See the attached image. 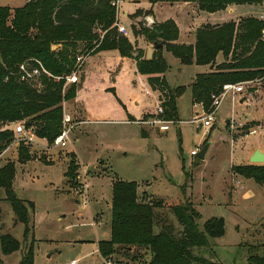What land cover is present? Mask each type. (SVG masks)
<instances>
[{"label":"rangeland","instance_id":"obj_1","mask_svg":"<svg viewBox=\"0 0 264 264\" xmlns=\"http://www.w3.org/2000/svg\"><path fill=\"white\" fill-rule=\"evenodd\" d=\"M0 3L18 7L25 0H0ZM174 3L154 7L156 3L149 0H131L122 4L120 21L129 28L126 37L145 50L146 55L152 42L142 35L136 37L132 30L133 25L139 27L144 21V15L134 17L138 10L153 12L154 7L158 20L176 21L180 30L177 43L185 44L194 41L198 21L224 23L264 15V4H239L234 10H220L211 15V12L200 10L196 2L186 6H183L184 1L180 2L181 6L179 2ZM125 11L130 12L129 15ZM152 23V20L144 21L145 26ZM61 45L56 44L53 49ZM95 48L88 51L80 42L72 71L60 75L65 85L66 77L79 69L80 57L91 53L80 66L79 81L68 84L65 89L63 85L64 95L69 89L75 91L74 97L62 102L63 113L66 109L75 116L71 143L62 147L38 137L40 144L21 141L12 146L20 137L14 130L17 123H14V136L6 149L11 147L0 153V166L9 161L16 163V196L35 203L30 214V226L34 230L25 240V224L17 221L5 189L0 187V258L3 263L18 264L29 245L34 248V264H67L72 260L77 264H123L138 254L140 250L133 249L127 259L126 250L122 249L104 258L98 251L99 241L112 238L113 183L118 179L138 182L140 201L163 200L156 212L177 232L182 226L170 210L172 204L193 202L199 211L200 228L213 217L223 219L224 234L213 238L209 246L194 249L195 254L214 264H245L249 249L254 245L261 246L259 253L263 254L264 185L234 173L232 167L250 164V152L260 140L263 142L259 148L264 149V86L260 85L264 76L258 78V89L254 91H248L246 85L241 93L230 92L214 114L213 125L199 127L192 120L197 113L205 116L210 109L193 103L191 84L197 74L210 67L184 64L164 46L163 55L169 65L167 81L171 87L186 86V90L177 98L178 120L163 131L144 122L162 105L160 93L157 91L158 103L156 95L143 83L135 61L129 58L119 61L120 53L109 50L102 54L107 60L88 73L87 64L92 54H97ZM221 60L219 56L218 61ZM77 96L82 102H75ZM85 109L95 120L77 123L81 117L77 111ZM248 126L250 130L257 128V133L242 135ZM207 143L210 145L205 158L192 154L193 150L198 153ZM21 148L30 155L24 163L18 157ZM72 159L78 163L74 180L66 175ZM145 195L152 199L149 201ZM160 228L158 225L156 230ZM5 233L21 242L20 248L8 255L1 249V236ZM149 257L148 253L143 260L148 261Z\"/></svg>","mask_w":264,"mask_h":264},{"label":"trees","instance_id":"obj_2","mask_svg":"<svg viewBox=\"0 0 264 264\" xmlns=\"http://www.w3.org/2000/svg\"><path fill=\"white\" fill-rule=\"evenodd\" d=\"M157 2H196L200 10L216 12L230 5L264 4V0H149ZM112 0H27L22 6L10 7L0 3V153L12 141L14 132L2 129L8 123L24 121L40 138L53 144L63 127V100L75 96L69 89L63 94L64 80L43 76L41 86L20 79L19 66L36 59L54 75L72 71L79 43L94 52L117 49L124 57L136 61L139 73L148 76L152 90L160 93L161 105L167 120H178L177 98L186 86L171 87L165 76L169 65L163 55V47L155 48L151 58L144 51L118 32L114 25L117 9ZM152 10L135 12L134 17L144 15V21ZM146 16V17H145ZM144 21L132 26L136 37L145 36L152 43L163 42L164 46L184 64L209 66L210 70L196 75L191 84L193 103H200L205 110L213 104V96L223 92L229 83L251 82L248 91L258 89L256 81L264 76V19L254 16L218 24H202L196 30L194 44L177 43L179 26L173 19L154 21L145 26ZM100 29V30H99ZM102 33L103 37H102ZM56 44H62L53 49ZM93 52V53H94ZM222 57L221 61L218 58ZM264 86V82L260 83ZM249 128V126L247 127ZM242 135L246 134V131ZM146 135V132L143 131ZM19 161L29 160V153L21 148ZM78 163L69 162L66 175L76 178ZM234 173L252 178L264 185V164H237ZM16 163L9 161L0 166V187L5 189L6 199L11 203L17 221L25 224V240L34 230L30 226L33 201L19 199L14 191ZM139 184L136 181L115 180L112 199V238L99 241L102 257L109 258L120 250L129 252L138 249L123 264H214L204 256L194 253L195 248L207 247L213 238L225 232L223 219L213 217L203 228L197 223L199 211L193 202L172 204L170 210L182 230L175 231L168 220L159 218L156 212L163 200L147 197L150 202L140 201ZM2 207L0 204V215ZM162 221V224H159ZM160 225V229L156 227ZM21 246L10 233L1 236V249L6 255ZM264 246V244H263ZM261 246L249 249L245 264H264ZM262 248V247H261ZM142 251V252H141ZM150 254L148 261L143 260ZM0 264H4L0 258ZM18 264H34V248L29 245Z\"/></svg>","mask_w":264,"mask_h":264},{"label":"built area","instance_id":"obj_3","mask_svg":"<svg viewBox=\"0 0 264 264\" xmlns=\"http://www.w3.org/2000/svg\"><path fill=\"white\" fill-rule=\"evenodd\" d=\"M131 1V0H112L111 4L116 7L117 13H116V20L113 26H115L118 30V32L122 35L127 36L129 34V28L126 24L122 23L120 21V10L123 3ZM147 19V18H146ZM261 19H264V15L261 16ZM100 30V29H99ZM102 33V37H103ZM91 53L83 54L80 57V66L84 64L86 57L89 56ZM79 66V69H80ZM74 71L71 75L66 77V84L64 85V89L68 84L76 83L79 81V75L78 71ZM19 73H20V79L22 81L26 82H32L35 83L36 86H41L40 80L43 76L52 77L55 80H61L62 77L53 75L42 63V61L36 59L33 63L30 61H25L19 66ZM251 82H238V83H229L224 86V90L219 95L213 96V104L209 111H207L206 115H200L199 113L196 114L195 118L192 120L193 123H197L198 126H205V127H211L213 125V122L215 121V115L218 108L220 107L223 99L230 93V92H238L241 93L245 90V87L247 84ZM196 106H202L200 103H196ZM203 107V106H202ZM164 113V109L162 106H159L157 113L150 118V120L144 121L145 123L149 125L158 126L160 130L166 131L170 128V124L173 122H176L175 120H167L164 119L161 115ZM73 117L72 115L64 109L63 113V127L61 130V133L56 137L54 144L57 146L65 147L68 144L71 143L70 140V132L74 127ZM143 122V121H142ZM251 127L247 128L248 132L246 131V134H255L257 133V128H253L250 130ZM15 132L20 135L18 141L16 143H13V145L18 144L19 142L23 141L26 143H38L37 139L38 136L36 135L35 131L31 127H27L26 123L24 121L17 122V125L14 128ZM250 131V132H249ZM11 147V146H10ZM10 147L5 149L4 151L8 150ZM2 154V153H1ZM0 154V155H1ZM193 155L197 154V150L192 151ZM67 264H77L76 260H72ZM110 264V263H109Z\"/></svg>","mask_w":264,"mask_h":264},{"label":"crops","instance_id":"obj_4","mask_svg":"<svg viewBox=\"0 0 264 264\" xmlns=\"http://www.w3.org/2000/svg\"><path fill=\"white\" fill-rule=\"evenodd\" d=\"M25 2H26V0H25ZM167 3H169V2H158V3H156L155 5H153L154 7L156 6V5H158V4H160V5H164V4H167ZM180 3V2H179ZM179 3H176V4H178L179 5ZM190 3H193L194 4V2H184L183 4V6H186V5H189ZM171 4H175V3H171ZM181 4L182 3H180V5L179 6H181ZM22 6V5H21ZM234 6L235 5H230L227 9H230V11L231 10H234ZM154 7H153V12L150 14V15H147V16H151L152 18H154V20L155 21H158V22H162L161 20H158V17H157V13L155 12V9H154ZM130 13V12H129ZM129 13H128V11H125V14H127V15H129ZM132 13V12H131ZM215 13H217V12H215ZM199 15V14H198ZM211 15H213V13L211 14ZM165 21V20H164ZM218 23H221V22H216V23H211V24H218ZM202 24H207V23H202L201 21H198L197 23H196V26H195V33H193V36H195V39H194V41H192L190 44H194L195 43V41H196V30H197V28L199 27V26H201ZM140 36H138V38H139ZM178 41H179V39H178ZM180 42V41H179ZM137 47L138 48H141L139 45H137ZM144 49V48H143ZM151 50H149V51H147V55H150V56H147L146 55V51L144 50V54H145V57H147V58H151L152 56H153V53H154V51H155V47L153 46V43H152V47L150 48ZM111 50H117V49H111ZM106 51H109V50H103V51H99V52H97V54L95 53V54H92V56H91V61H89L88 62V64H87V72L89 73L90 71H91V69H93L94 67H98L99 66V64L103 61V60H107V58H106V56H104V55H102L104 52H106ZM118 52H119V50H117ZM120 53V52H119ZM102 55V56H99V55ZM97 56H99L98 58H96ZM120 56L121 57H119V61L120 60H126V59H132V60H134L133 58H130V57H124V56H122L121 54H120ZM135 61V60H134ZM135 63H136V61H135ZM136 71L139 73V71H138V69H137V65H136ZM165 76H166V74H165ZM142 77H143V83L145 84V86H147L148 85V87L151 89V91L156 95V97H157V99H158V103L160 102V100H159V95H158V92L157 91H154V90H152V88L150 87V85H149V83H148V76H146V75H143L142 74ZM149 93V92H148ZM80 101H81V99L77 96V101H75V102H79L80 103ZM82 102V101H81ZM263 110H264V105H263ZM77 112H79L80 113V115H81V117H78L79 119L77 120V123H79V121H86V120H88V121H94L95 119H93V117L91 116V114L85 109L83 112L82 111H77ZM72 114V113H71ZM145 114V113H144ZM144 114H142L141 115V117H139V118H136L137 120H140V118H142L143 117V115ZM252 115H254L253 113H252ZM87 116V117H86ZM72 117L74 118L75 116H74V114H72ZM130 120V119H129ZM131 121H133V120H131ZM135 122H138V121H135ZM139 123V122H138ZM140 124V123H139ZM6 128H10V129H13L14 128V123H8V124H5V125H3L2 126V129H6ZM42 142L41 143H43V140L42 139H40ZM263 141L262 140H260L259 142H258V144L256 145V147L250 152V155H249V161H250V157H251V155H252V153H253V151L255 150V149H257V148H259V147H261L262 148V145H261V143H262ZM37 144H40V141L37 143ZM10 149V148H9ZM8 149V150H9ZM73 151H75V150H73ZM263 151H264V149H263ZM247 164V163H246ZM98 251H99V248H98Z\"/></svg>","mask_w":264,"mask_h":264},{"label":"water","instance_id":"obj_5","mask_svg":"<svg viewBox=\"0 0 264 264\" xmlns=\"http://www.w3.org/2000/svg\"><path fill=\"white\" fill-rule=\"evenodd\" d=\"M148 20H152V22H154V18L152 17H148L147 18ZM153 46L155 48H161V47H164V43L163 42H154L153 43ZM209 143H207L198 153L197 155L200 157V158H205L206 156V153L208 151V148H209ZM250 163L251 164H264V151L261 149V148H257L256 150L253 151L251 157H250Z\"/></svg>","mask_w":264,"mask_h":264}]
</instances>
